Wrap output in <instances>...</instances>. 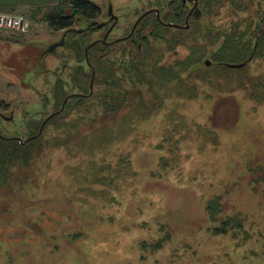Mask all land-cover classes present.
Returning <instances> with one entry per match:
<instances>
[{
    "label": "rangeland",
    "instance_id": "rangeland-1",
    "mask_svg": "<svg viewBox=\"0 0 264 264\" xmlns=\"http://www.w3.org/2000/svg\"><path fill=\"white\" fill-rule=\"evenodd\" d=\"M89 1L102 12L132 9L129 0ZM54 6L10 10L32 20L27 34L0 30L8 111L44 91L47 60L58 64L47 51L61 33L42 21ZM257 62L198 66L195 80L185 71L155 113L139 119L132 108L93 149L76 141L46 153L24 189L0 192V264H264V55ZM217 198L213 219L207 206ZM234 216L243 229L215 234Z\"/></svg>",
    "mask_w": 264,
    "mask_h": 264
},
{
    "label": "flooded vegetation",
    "instance_id": "flooded-vegetation-1",
    "mask_svg": "<svg viewBox=\"0 0 264 264\" xmlns=\"http://www.w3.org/2000/svg\"><path fill=\"white\" fill-rule=\"evenodd\" d=\"M129 1L132 8L130 10L121 8L116 13L110 5L106 12H102L101 7L96 5L99 11L92 18L74 23L78 24V28L71 26L60 31L54 30L61 34L58 33V41L47 52L53 53L58 64L55 68H49V61H46L45 67L48 70L43 79L44 91H31L29 107L28 102L23 100L10 111L8 104L5 107L1 105L0 140L17 141L23 145L36 140L37 143L49 146L48 154L57 141L64 142V138H60L63 133L54 130L56 127L53 119H68L82 111L83 103L87 100L97 102L99 97L107 94L102 91L101 75L117 70L116 66L122 63L131 65L134 60L143 59L150 67L158 65L160 68L156 73L150 74L148 82L145 81L144 85L142 83L144 96L140 90L132 89L133 84L129 83L131 86L124 87L125 93L129 92L131 97L130 107H135L139 116L143 113H155L161 108L162 96L179 86L184 80L185 71L189 72V79L195 80L198 66L208 69L245 68L252 64L259 65L257 60L260 61L264 55V50L259 49L261 43L264 46V0H223L221 3L214 1L209 4L206 3L212 0ZM235 22L241 23L245 44H250L253 50H245V53L251 54L243 62L218 64L211 58L218 44L214 46L212 43L214 40L220 42V39L223 41L229 38V33L233 32L232 23ZM193 30L210 33L207 37L201 35L207 47L206 57L195 64L193 61L196 59L191 56V46L195 39L189 35ZM96 31L103 32L92 40L90 36ZM182 48L187 51L184 56L181 55ZM161 55L164 56L161 58ZM190 61L192 63L186 69V66L181 67L183 63ZM170 68L174 69L173 74L177 71L178 74L173 77L172 82L166 83V78L171 77L165 78L164 71ZM191 72H194L192 77ZM215 77L217 76L212 78ZM20 104L29 109L22 108ZM51 131H56L57 134L48 136ZM70 141L71 139L67 142Z\"/></svg>",
    "mask_w": 264,
    "mask_h": 264
},
{
    "label": "trees",
    "instance_id": "trees-1",
    "mask_svg": "<svg viewBox=\"0 0 264 264\" xmlns=\"http://www.w3.org/2000/svg\"><path fill=\"white\" fill-rule=\"evenodd\" d=\"M214 1L221 3L223 0H212L206 4ZM98 11L99 7L89 0H66V2L65 0H61L56 6L43 15L42 21L47 23L53 30L60 31L70 28L77 21L92 18ZM41 12L42 8H39L38 13L40 14ZM38 13L33 15L32 19H36ZM232 25L233 32L229 33V38L223 41L220 39V42L214 40V44L212 43L214 46L216 43L218 44V46H216V52L213 51L211 54V58L218 64L226 65L243 62L247 59L248 55L251 54L245 52H252L251 50H253L250 44H245L246 40L244 41L243 33H241L240 29L241 23L235 22L232 23ZM202 34L205 35V37H207L208 34L210 35V33L206 34V32L198 30H193L189 33V35L195 39H192L194 44L191 46L193 51L191 56L196 59L194 60L195 62L193 61L194 64L206 57L205 51L207 47L204 45L205 41L201 37ZM261 47H263V43L260 45V50ZM163 56L164 55H161V58ZM191 63L192 61L186 64L183 63L181 67L183 68L186 66L184 68L186 69ZM116 68L117 70L113 69L101 75L100 84L102 85V91L107 94H103L102 97H99L97 102L87 100L83 103L82 107L84 109L69 116L68 119L64 117L53 119V125L56 127L54 130H58L60 133L62 132L63 136L60 138H64V142L66 141V143L57 141L54 145L55 149H69L70 145L76 141H79L77 146L80 147V151L82 152L87 150V147L90 146H92L90 149H93L97 141H100V138H105L108 133L110 135V132L105 133V128L110 123V120H117L130 109L135 108L130 107L129 100L131 97L129 92L125 93L124 87L133 84L134 87L132 89H134V91L140 90L142 96H144L145 91L143 85L145 81L148 82L151 73H156L160 70L158 65L150 67L143 59H136L131 65L122 63L117 65ZM164 72L165 78L167 76L171 77L169 78L170 80L166 78V83L172 82L173 77L178 74V71L173 74V68L166 69ZM137 78L138 80L136 81L135 79ZM141 94L139 95L140 97ZM228 97L229 103L232 104L233 101L230 100V96H223V98L226 99ZM146 114L147 113H143L139 116L136 115L140 119L142 116L145 117ZM97 131L101 133L99 135L95 134ZM60 138L59 140H61ZM70 139L71 141L67 142ZM48 147L46 143H37L36 140L25 145L17 141L0 140V192L7 189L9 191L14 190V192L17 193L24 189L23 180H25L26 176H30L31 173L36 171V166L40 159L48 152ZM219 202L220 199L217 198L211 201L207 206L213 219H215V215L219 214L221 211ZM243 223L244 220L238 216L229 217L223 222L221 228L216 229L215 234H227L229 229L234 228L243 229Z\"/></svg>",
    "mask_w": 264,
    "mask_h": 264
},
{
    "label": "built area",
    "instance_id": "built-area-1",
    "mask_svg": "<svg viewBox=\"0 0 264 264\" xmlns=\"http://www.w3.org/2000/svg\"><path fill=\"white\" fill-rule=\"evenodd\" d=\"M32 20L24 14L0 12V30H10L18 34H27L32 29Z\"/></svg>",
    "mask_w": 264,
    "mask_h": 264
},
{
    "label": "crops",
    "instance_id": "crops-1",
    "mask_svg": "<svg viewBox=\"0 0 264 264\" xmlns=\"http://www.w3.org/2000/svg\"><path fill=\"white\" fill-rule=\"evenodd\" d=\"M61 0H0V10L4 13H12L10 10L29 6L58 4ZM0 11V12H1Z\"/></svg>",
    "mask_w": 264,
    "mask_h": 264
},
{
    "label": "water",
    "instance_id": "water-1",
    "mask_svg": "<svg viewBox=\"0 0 264 264\" xmlns=\"http://www.w3.org/2000/svg\"><path fill=\"white\" fill-rule=\"evenodd\" d=\"M93 24H95V23H93ZM101 27V26H100Z\"/></svg>",
    "mask_w": 264,
    "mask_h": 264
}]
</instances>
